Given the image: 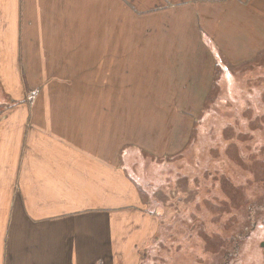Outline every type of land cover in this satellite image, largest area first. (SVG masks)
Instances as JSON below:
<instances>
[{
    "label": "crops",
    "instance_id": "crops-1",
    "mask_svg": "<svg viewBox=\"0 0 264 264\" xmlns=\"http://www.w3.org/2000/svg\"><path fill=\"white\" fill-rule=\"evenodd\" d=\"M24 1V11L40 13L34 0ZM188 1L180 0L184 5L172 8L174 21L165 25L167 30L158 28L155 41L135 46V58L114 56L112 25L103 24L91 41L97 24L55 31L47 28L56 33L54 40L47 36L33 53L41 70L33 75L28 71L30 51L38 40L29 46L27 41L26 50L24 46L19 50V64L15 57V82L11 83L8 52L0 49V78L6 91L15 102L26 104L23 136L27 139L21 155L13 130L10 132L15 156L11 166L23 161L24 168L19 197L15 189L8 199L1 194L7 185H0V214L7 206L3 240L0 230V264H116L118 258L119 264H143L160 225L157 216L148 211L142 186L138 185L133 152L161 158L181 154L190 143L193 121L179 118L178 125L179 109L174 101L178 96L203 97L195 106L200 112L198 107L209 95L208 88L201 87L198 92L199 84L189 81L200 75V81L209 82L212 78L205 77L217 71L219 57L231 66H242L264 52V0L251 1L258 14L237 1L215 0L217 5L202 2L197 7L187 6ZM51 20L66 24L57 16ZM216 23L221 28H214ZM230 25L235 28H224ZM176 34L183 38V44ZM174 35L178 45L173 42ZM3 36L0 45L7 37ZM67 48L74 49L67 58L46 55V51L53 54ZM150 48L154 50L152 56L140 52ZM103 49V55L98 53ZM203 50L213 56L203 59ZM181 64L184 88L178 86L175 76ZM130 76L142 82L147 91L149 83L145 82L152 81L151 103L139 99V90L130 94L138 98L136 104L117 99L129 96L123 90L141 87V83L128 84ZM26 85L31 89L27 93ZM34 92L35 96L30 95ZM160 97L172 98L173 104H157L155 98ZM155 112L165 113L164 119L147 116ZM1 139L6 145L3 136ZM2 170L0 159V174Z\"/></svg>",
    "mask_w": 264,
    "mask_h": 264
},
{
    "label": "rangeland",
    "instance_id": "rangeland-1",
    "mask_svg": "<svg viewBox=\"0 0 264 264\" xmlns=\"http://www.w3.org/2000/svg\"><path fill=\"white\" fill-rule=\"evenodd\" d=\"M43 1L36 4L34 0L35 6H40L41 10L35 15L29 13L30 9L24 11V0H0V35L4 34L2 38L7 36L0 49L5 48L8 52L12 71L8 80L11 83L15 82V57L19 64V50L23 46L26 50L27 41L29 46L38 40L30 51L28 71L33 75V72L41 70L33 53L45 43L47 36L54 40L56 33L53 35L47 28L55 31L57 28H92L97 24L90 34L91 41L103 24L112 25L114 56L135 58L138 51L135 46L155 41L158 28L167 30L165 25L174 21L171 19L176 15L171 13L172 8L184 5L180 0H175L174 4L170 0H54V4L52 0H47L45 4ZM222 1H237L250 7L255 14L259 13L252 0ZM202 2L217 5L215 0H190L186 5L197 7ZM53 16L65 19L66 24L52 23ZM181 24L185 28V20ZM214 28L221 26L216 23ZM224 28L235 27L230 25ZM176 37L180 35L176 34ZM174 39L173 42H177L175 35ZM179 43L183 44V38H179ZM153 51L152 48L140 50L145 56H152ZM73 52L74 49L67 48L53 54L46 51V55L61 59ZM98 53L103 55L105 49ZM206 55L210 58L213 56L203 50L202 58ZM180 58H183V53ZM255 59L250 64L231 66L223 59L224 64L219 57L218 69L212 72L213 77L211 72L205 77L207 80L212 78V81L204 83L200 81V75L189 81L199 84L198 92L202 91L201 87L208 88L209 95L204 98L203 106L198 107L200 112L195 111V106L203 97L178 96L174 101L179 109L178 125L179 118L193 121L190 143L181 154L161 158L148 152H133V168L139 171L136 174L138 185L142 186L148 211L157 216L160 225L153 246L144 254L143 264H264V52ZM183 72L181 64L175 76L178 86L182 88L186 85ZM132 77L128 84L141 83V87H129L130 91L123 90L129 96L117 99L136 104L138 98L130 94L132 90H139L142 96L139 99L144 104L146 101L151 103L154 92L152 81L145 82L149 83L147 91L142 82L131 80ZM39 85L45 87L43 82ZM51 89L55 91L54 87ZM25 90L27 93L31 89L26 85ZM35 94L30 93L32 96ZM155 100L157 104L160 101V104H173L169 97ZM25 112V102H15L0 78V159L3 164L0 185H7L1 194L5 193L8 199L10 195L12 198L15 189L18 197L21 193L20 175L24 162L11 166L15 156L9 136L13 130L23 155L27 146V139L23 136ZM147 116L163 120L165 113L155 112ZM3 212L7 215V206L0 214L2 240L7 232ZM227 240H230L229 243ZM236 244L237 254L234 252ZM115 263L119 264L120 258Z\"/></svg>",
    "mask_w": 264,
    "mask_h": 264
},
{
    "label": "trees",
    "instance_id": "trees-1",
    "mask_svg": "<svg viewBox=\"0 0 264 264\" xmlns=\"http://www.w3.org/2000/svg\"><path fill=\"white\" fill-rule=\"evenodd\" d=\"M249 233H250V231H249ZM240 235H241V234H240ZM228 239H229V238H228ZM227 241H228V243H229L230 240H227ZM221 243H222V242H221ZM232 243H233V242H232ZM218 247H221V245L218 246ZM218 247H216V248H218ZM237 247H238V244H236L235 247H234V252H235L236 254H237V250H236ZM226 248H227V246H226ZM226 257H227V255H226Z\"/></svg>",
    "mask_w": 264,
    "mask_h": 264
}]
</instances>
